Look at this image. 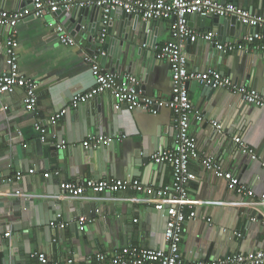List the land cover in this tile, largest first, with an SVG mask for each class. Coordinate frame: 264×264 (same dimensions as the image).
<instances>
[{
    "label": "crops",
    "instance_id": "obj_1",
    "mask_svg": "<svg viewBox=\"0 0 264 264\" xmlns=\"http://www.w3.org/2000/svg\"><path fill=\"white\" fill-rule=\"evenodd\" d=\"M27 5L26 0H0V10L7 12ZM235 5L256 15L257 0H236ZM121 14H111L101 47L96 43L101 21L95 19L94 13L84 26L89 27L87 34L81 35L86 46L76 41L72 46L61 44L48 26L53 21L66 25V32L72 36L74 26L68 24L69 28L66 24L70 23L69 18L45 13L17 25L18 69L38 85L37 104L34 112L28 113L24 109L23 89L0 94V264H41L31 258L33 253L44 254L47 264H95L98 253L110 259L115 251L125 247L152 251L166 248L164 214L155 211V206L165 204L169 195L159 199L155 191L172 184V168L156 164L150 157L176 145L171 110L163 108L157 115H150L125 107L116 109V102L108 93L76 108L70 106L74 95L93 86L90 66L82 59L84 51H92V45L96 51L104 52L100 64L105 71L113 62L105 61V57L118 54L124 63L120 74L135 76L143 96L170 98L169 64L156 56L163 45L178 41L174 19L150 21L148 31L136 30V40L129 41L125 38L127 29L122 30ZM202 18L188 15L189 28L196 33L215 34L221 44L240 43L250 33L244 29L232 36H219L212 22H202ZM137 19L141 24L146 22ZM5 36L6 30L0 27V74L5 71ZM212 46L202 41L182 44L188 71L216 70L235 84L264 96V52L224 54ZM204 84L187 83L189 99L204 120L193 121L189 130L199 159L189 164L195 179L188 183L187 191L195 203V217L184 225L181 256L186 262L233 254L245 256L264 249V205L228 190L224 181L200 163L203 157H213L215 164L238 177L256 197L264 195V110L224 90H215L212 98L206 100L201 96ZM62 111L64 115L59 120L49 122L50 116ZM36 121L46 131L44 142L34 128ZM93 136L106 142L84 148L83 143ZM235 137L246 143L256 160L240 153ZM61 141L65 147L56 149ZM144 157L146 163H140ZM30 170L34 172L30 174ZM19 172L22 177L17 181ZM45 173L48 178L43 177ZM105 178L138 180L152 192L71 199L59 188L62 182ZM81 218L86 220L82 230ZM6 233L10 234L8 238L3 236ZM28 254L30 263L24 258Z\"/></svg>",
    "mask_w": 264,
    "mask_h": 264
},
{
    "label": "built area",
    "instance_id": "obj_2",
    "mask_svg": "<svg viewBox=\"0 0 264 264\" xmlns=\"http://www.w3.org/2000/svg\"><path fill=\"white\" fill-rule=\"evenodd\" d=\"M27 6L12 12L0 10V27L6 30L5 36V71L0 74V94L10 92L16 88L23 89L24 109L33 113L37 104L38 85L23 76L18 69L17 54V25L29 17H42L45 13L56 16L61 8L68 10L73 7H93L102 10L100 43L103 42L106 29L110 22V16L115 11L137 17L142 21H158L174 19V29L177 42H169L163 45L157 59L166 61L170 69V98L161 100L145 97L139 90L140 81L129 73H113L105 71L100 58L104 52L97 50L94 53H82V59L90 66L93 86L83 92L74 95L70 100V106L92 101L104 93H108L115 100L116 108L125 107L128 111L140 110L150 115L167 108L174 116L176 128V145L173 149L153 154L150 159L156 164H168L172 168V184L168 187L155 191L157 198L169 195V199L157 204L155 209L165 211L168 217L163 232L166 248L164 250H146L125 247L115 251L110 259L104 254L98 253L95 264H264V249L258 250L251 255H226L216 260L186 262L181 256L183 230L185 223L195 217V203L189 199L187 185L195 179L189 164L199 159L195 139L190 135V126L193 121L204 120L202 113L192 105L187 83L192 81L204 82L214 90L228 91L240 97L248 105L264 110V96L256 90L235 84L231 79L219 74L216 70L191 72L187 69V58L182 52V44L205 42L212 44L219 52L224 54L235 51L264 52V16L253 15L251 12L234 4H221L215 0H26ZM198 14L199 16L217 15L222 17H236V20L254 31L246 35L240 43L221 44L217 36L211 33H196L188 26L187 16ZM53 28L58 41L63 45H75V40L68 34L63 25L53 21L48 24ZM64 115V111L49 117V122L55 123ZM213 126L217 123L212 121ZM34 128L38 132L40 141L46 140V131L41 122L36 121ZM106 139L93 136L83 143L84 148L96 147ZM234 142L243 156L256 160V155L239 137ZM65 142L61 141L55 146L63 149ZM203 168L214 175L215 178L225 182L228 190L235 192L241 197L254 201L256 205H264V195L256 197L251 189L242 184L238 177L224 171L214 162L213 157L200 159ZM264 168V161L262 162ZM34 171L30 170L32 174ZM22 173H17L15 179L19 181ZM44 178L49 174L45 173ZM62 193L71 199H88L90 195L115 194L119 192H132L142 195L152 192L138 180H119L105 178L102 180H84L77 182H62L59 184ZM60 219V218H58ZM61 220V219H60ZM86 220H79L80 230L84 228ZM64 227L63 224L60 225ZM5 238L9 233L3 235ZM240 237V235L238 234ZM32 259H37L41 264H47V259L42 253H33Z\"/></svg>",
    "mask_w": 264,
    "mask_h": 264
},
{
    "label": "water",
    "instance_id": "obj_3",
    "mask_svg": "<svg viewBox=\"0 0 264 264\" xmlns=\"http://www.w3.org/2000/svg\"><path fill=\"white\" fill-rule=\"evenodd\" d=\"M215 1L219 2L221 4H227L228 2H231L234 5L236 4V0H215ZM91 13L95 14V19L97 21H101L102 10L100 8H93V7H73L70 11H67V10L60 8L56 12V16L59 18H61V17L69 18L70 23H66V24H67V26H68V24H73L74 27H72L73 31L71 32V35L74 37V40L77 43L81 44L82 46H86L87 41L85 39H83V37L81 35H82V33L87 34V32H88L89 27H87V29H84L85 28L84 26H86L88 16L91 15ZM254 13L256 15L264 16V0H257V9ZM121 15H122V17L120 19V22L122 25V30L124 29V32H125V29H127L125 38L128 39L129 41L130 40L131 41L136 40V38H135L136 37L135 34H137V33H135L136 30L137 31H139V29H143V31L149 30V26H150L149 22L148 23L145 22L144 24H141V22L137 18H133V20H132V16H130V15H126L124 13H122ZM206 20H210L212 22V27L216 29L219 36H223L226 34L229 36H232L235 32L244 31V29L249 31L250 33H252L254 31L250 27L240 24L236 20V17H234V16L222 17V16H217V15L211 14V15H207L206 17L202 18V22H204ZM152 25H154V24H152ZM63 26H64V28L66 27V25H63ZM69 28H71V27H69ZM100 36H101V30L98 27L97 33H96V37H97L96 43L101 47ZM93 46L94 45H92V47H91L92 51H90V53L96 52V50L94 49ZM105 58H106L105 61L111 62L113 60V62L111 63V68H110L109 72L119 73V74L122 72V68H123L122 65H124V63L122 61H120V56H118V54H108V57H105ZM214 92H215V90L213 88H211L210 85L204 84V86L201 88V96L204 97L206 100H210L212 98ZM80 105H82V104H80ZM17 151L19 154L18 147H17ZM89 151H92V148H90ZM89 154H91V152ZM139 162L140 163H146V157L141 158L139 160ZM137 163H138V160H137ZM155 211H158V210H155ZM158 212H162V214H164V219H165L164 224L166 225V222L168 219V217L166 216V212L165 211H158ZM165 225L163 228V232L165 229ZM29 254L24 257L27 259L26 260L27 263H30V260L28 257ZM17 262L18 261H13L11 264H16Z\"/></svg>",
    "mask_w": 264,
    "mask_h": 264
}]
</instances>
